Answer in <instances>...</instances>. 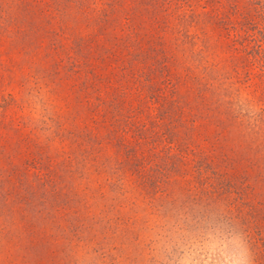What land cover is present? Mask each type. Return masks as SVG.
Returning <instances> with one entry per match:
<instances>
[{
    "label": "rangeland",
    "instance_id": "1",
    "mask_svg": "<svg viewBox=\"0 0 264 264\" xmlns=\"http://www.w3.org/2000/svg\"><path fill=\"white\" fill-rule=\"evenodd\" d=\"M234 246L264 264V0H0V264Z\"/></svg>",
    "mask_w": 264,
    "mask_h": 264
},
{
    "label": "clouds",
    "instance_id": "2",
    "mask_svg": "<svg viewBox=\"0 0 264 264\" xmlns=\"http://www.w3.org/2000/svg\"><path fill=\"white\" fill-rule=\"evenodd\" d=\"M208 252H209L210 256L213 254H216L217 252L219 253V255L224 256V253L219 252L217 249H211V250H208ZM193 254H195V253H193ZM230 255L233 257V259L228 261V264H247V262L245 260L239 258L240 253L238 251V246H234L232 248ZM183 264H193V262L190 260H185L183 262Z\"/></svg>",
    "mask_w": 264,
    "mask_h": 264
}]
</instances>
